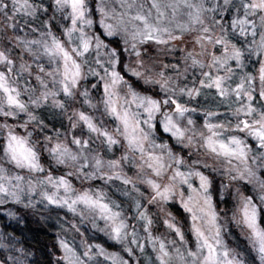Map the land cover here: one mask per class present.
<instances>
[{
	"label": "clouds",
	"instance_id": "1",
	"mask_svg": "<svg viewBox=\"0 0 264 264\" xmlns=\"http://www.w3.org/2000/svg\"><path fill=\"white\" fill-rule=\"evenodd\" d=\"M0 264H264V0H0Z\"/></svg>",
	"mask_w": 264,
	"mask_h": 264
}]
</instances>
